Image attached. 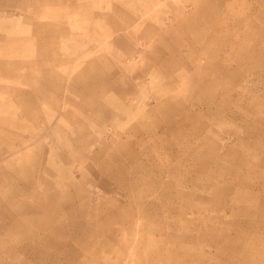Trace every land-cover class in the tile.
<instances>
[{"label":"rangeland","instance_id":"374dc122","mask_svg":"<svg viewBox=\"0 0 264 264\" xmlns=\"http://www.w3.org/2000/svg\"><path fill=\"white\" fill-rule=\"evenodd\" d=\"M259 40L264 0H0V264H264Z\"/></svg>","mask_w":264,"mask_h":264},{"label":"bare ground","instance_id":"6f19581e","mask_svg":"<svg viewBox=\"0 0 264 264\" xmlns=\"http://www.w3.org/2000/svg\"><path fill=\"white\" fill-rule=\"evenodd\" d=\"M254 18H255L254 20H255L256 22L261 21V20L259 19V14H258V13L254 16ZM260 45L262 46V49L264 50V41L259 40V46H260ZM255 46H256V45H255ZM261 46H260V47H261ZM260 50H261V49H260ZM209 95H210V96H213V95H212V92H209ZM213 97H216V96H213Z\"/></svg>","mask_w":264,"mask_h":264}]
</instances>
